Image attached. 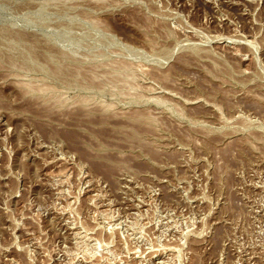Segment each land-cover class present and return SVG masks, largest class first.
<instances>
[{"label":"rangeland","instance_id":"rangeland-1","mask_svg":"<svg viewBox=\"0 0 264 264\" xmlns=\"http://www.w3.org/2000/svg\"><path fill=\"white\" fill-rule=\"evenodd\" d=\"M0 264H264V0H0Z\"/></svg>","mask_w":264,"mask_h":264}]
</instances>
